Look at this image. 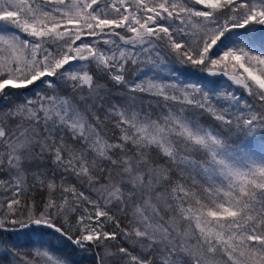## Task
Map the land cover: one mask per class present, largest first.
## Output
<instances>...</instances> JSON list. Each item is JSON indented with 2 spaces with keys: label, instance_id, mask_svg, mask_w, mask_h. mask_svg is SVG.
Masks as SVG:
<instances>
[{
  "label": "snow or ice",
  "instance_id": "1",
  "mask_svg": "<svg viewBox=\"0 0 264 264\" xmlns=\"http://www.w3.org/2000/svg\"><path fill=\"white\" fill-rule=\"evenodd\" d=\"M0 264H264V0H0Z\"/></svg>",
  "mask_w": 264,
  "mask_h": 264
}]
</instances>
